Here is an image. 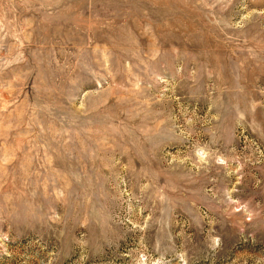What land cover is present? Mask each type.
<instances>
[{
	"label": "rangeland",
	"instance_id": "obj_1",
	"mask_svg": "<svg viewBox=\"0 0 264 264\" xmlns=\"http://www.w3.org/2000/svg\"><path fill=\"white\" fill-rule=\"evenodd\" d=\"M0 264H264V0H0Z\"/></svg>",
	"mask_w": 264,
	"mask_h": 264
}]
</instances>
